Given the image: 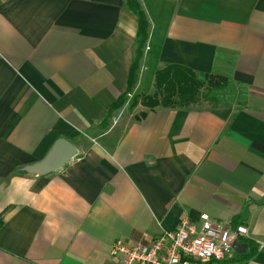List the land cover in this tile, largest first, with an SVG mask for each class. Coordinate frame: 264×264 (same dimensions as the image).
<instances>
[{
    "label": "crops",
    "instance_id": "obj_1",
    "mask_svg": "<svg viewBox=\"0 0 264 264\" xmlns=\"http://www.w3.org/2000/svg\"><path fill=\"white\" fill-rule=\"evenodd\" d=\"M138 1V80L105 122L135 57L127 1L0 0V264H120L116 242L203 213L248 228L229 264H264V0ZM168 64L229 84L217 105L133 104ZM59 139L77 149L70 162L24 170Z\"/></svg>",
    "mask_w": 264,
    "mask_h": 264
},
{
    "label": "built area",
    "instance_id": "obj_2",
    "mask_svg": "<svg viewBox=\"0 0 264 264\" xmlns=\"http://www.w3.org/2000/svg\"><path fill=\"white\" fill-rule=\"evenodd\" d=\"M248 232L244 225L235 227L203 213L199 222L184 220L175 230L162 231L147 243L119 241L114 250L120 264H223L234 242Z\"/></svg>",
    "mask_w": 264,
    "mask_h": 264
},
{
    "label": "trees",
    "instance_id": "obj_3",
    "mask_svg": "<svg viewBox=\"0 0 264 264\" xmlns=\"http://www.w3.org/2000/svg\"><path fill=\"white\" fill-rule=\"evenodd\" d=\"M126 1L129 7L139 17L137 46L129 73L127 92L120 95L110 106L105 122L108 121V118H110L114 111L124 106L128 98V93L133 91L138 80V72L144 55V48L149 38V21L142 5L138 0ZM228 84V77L211 73L199 74L180 64H168L156 72L154 93L135 95L133 104L141 101L144 106L149 108H155L157 106L188 107L206 101L217 105L218 99L213 96V92L226 88ZM144 115L145 112L141 114V116ZM255 252L256 250L253 247L241 259L249 258ZM241 259L233 258L232 261ZM230 262V260H226L223 264H229Z\"/></svg>",
    "mask_w": 264,
    "mask_h": 264
},
{
    "label": "water",
    "instance_id": "obj_4",
    "mask_svg": "<svg viewBox=\"0 0 264 264\" xmlns=\"http://www.w3.org/2000/svg\"><path fill=\"white\" fill-rule=\"evenodd\" d=\"M76 155L77 149L70 141L59 139L44 159L28 165L24 170L32 174H46L63 167Z\"/></svg>",
    "mask_w": 264,
    "mask_h": 264
},
{
    "label": "rangeland",
    "instance_id": "obj_5",
    "mask_svg": "<svg viewBox=\"0 0 264 264\" xmlns=\"http://www.w3.org/2000/svg\"><path fill=\"white\" fill-rule=\"evenodd\" d=\"M208 104V103H207ZM209 104H213V103H211V102H209ZM215 105V104H214Z\"/></svg>",
    "mask_w": 264,
    "mask_h": 264
}]
</instances>
